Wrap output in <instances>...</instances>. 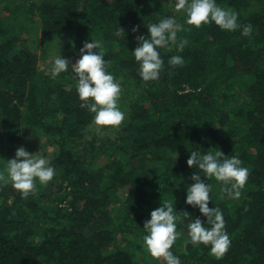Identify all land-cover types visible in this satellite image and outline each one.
<instances>
[{"label":"trees","instance_id":"1","mask_svg":"<svg viewBox=\"0 0 264 264\" xmlns=\"http://www.w3.org/2000/svg\"><path fill=\"white\" fill-rule=\"evenodd\" d=\"M170 1L0 0V172L17 148L26 149L25 129L38 128L57 149L47 186L37 180L27 199L11 183L0 187V264H166L143 237L151 212L167 202L181 213L182 235L170 249L181 264H264V0H216L252 25L247 37L214 22L188 25ZM166 17L185 30L158 49L164 70L145 82L133 55L136 37H148L147 25ZM119 28L124 35L115 34ZM91 40L103 42L127 117L107 137L85 141L95 114L80 107L75 74L53 79L39 61L53 48L65 55ZM175 55L183 66L168 64ZM216 148L249 170L238 200L187 164L192 151ZM194 172L212 185L209 208H220L226 222L231 247L220 260L210 246L190 242L193 220L208 227L185 202Z\"/></svg>","mask_w":264,"mask_h":264},{"label":"clouds","instance_id":"2","mask_svg":"<svg viewBox=\"0 0 264 264\" xmlns=\"http://www.w3.org/2000/svg\"><path fill=\"white\" fill-rule=\"evenodd\" d=\"M175 9L177 12L186 13V23L196 28L202 25L215 23L221 30L234 32L242 29L243 36H250L252 25L238 23V14L217 6L216 0H177ZM148 37L139 35L136 37L138 46L133 51L135 60L139 63V75L145 82L156 81L164 70V60L158 49L166 48L177 42V33L185 30L183 25L172 17H166L159 23L147 25ZM138 27L133 28L137 32ZM117 36L125 34L124 29L119 28ZM188 44L187 39L180 40L178 48L182 51ZM103 42L91 40L84 42L80 49V58L71 64V61L57 56L51 68V76L55 79L61 73L70 70L77 78V93L81 108L94 113V124L97 131L103 128L119 129L125 120V114L120 110L119 100L122 88L115 77L107 71L108 61L104 60L102 51ZM94 49L98 50L93 51ZM183 58L175 55L169 58L171 67L183 66ZM201 154L192 151L187 164L189 167L198 168L207 179H215L221 185V192L232 199H239L248 178L249 170L242 167V161L236 156H225L216 148ZM55 170L50 166L48 159L30 154L21 146L17 148L15 158L7 160L6 168L0 172V187H6L8 183L27 199L35 194L36 181L40 185L47 186L52 181ZM194 183L187 189L186 204L199 208L200 213L207 218L205 227L197 218L188 225V235L194 247L199 245L210 246V251L217 260L223 259L231 247V240L226 231V222L220 208H209L211 201L212 185L205 183V178L198 172L192 175ZM181 213L175 211L173 203H164L153 210L150 219L145 221L144 229L147 235L143 237L144 246L150 255L156 260H163L166 264H181L180 259L170 250L176 240L182 235L177 231V216ZM187 216V212L182 213Z\"/></svg>","mask_w":264,"mask_h":264},{"label":"rangeland","instance_id":"3","mask_svg":"<svg viewBox=\"0 0 264 264\" xmlns=\"http://www.w3.org/2000/svg\"><path fill=\"white\" fill-rule=\"evenodd\" d=\"M16 1H19V0H16ZM176 2H177V0H171L170 1V8L175 9ZM5 16H7V15H5ZM70 38L73 41H76V42L78 41V38H77V35L75 32L72 34V36ZM58 44H59V41L57 42V45ZM79 45H80L79 43H78V45L76 43H75V45L74 44H72V46L70 45V47H68V49L64 52L65 55H62V53H58L59 50L57 48H53L50 51V55L48 56L47 60L40 59V61H39L40 69H42L44 71H47V70L51 71V68L54 65V60L57 56H64L65 59H68L71 61V64H74L80 58V49L82 47L80 48ZM70 71H71V65H70ZM119 107H120V110L125 114V119H126V117H127V113L125 111L126 108L122 104V102L120 103V101H119ZM122 125H123V123H122ZM96 129H97V126L93 123L92 126L89 127V129H87V132L85 134V137H86L85 141L86 140H92L93 137L97 136V135H99L102 138L105 136L107 137V135L112 134L113 131L115 130V129H111V128H103L100 131H97ZM23 134L25 136L24 143H25L26 150L29 151L30 154H33V155L38 156V157L42 156V157L50 160L51 156L57 150L55 146L50 144L47 134L41 133V131L38 128L25 129V131H23ZM81 147H84L82 142H81ZM102 160H105V158L103 157L99 161L101 162Z\"/></svg>","mask_w":264,"mask_h":264}]
</instances>
